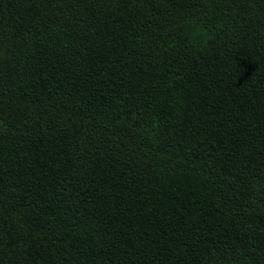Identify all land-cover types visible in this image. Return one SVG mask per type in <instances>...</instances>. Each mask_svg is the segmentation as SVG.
Listing matches in <instances>:
<instances>
[{"label": "trees", "instance_id": "16d2710c", "mask_svg": "<svg viewBox=\"0 0 264 264\" xmlns=\"http://www.w3.org/2000/svg\"><path fill=\"white\" fill-rule=\"evenodd\" d=\"M0 264H264V0H0Z\"/></svg>", "mask_w": 264, "mask_h": 264}]
</instances>
